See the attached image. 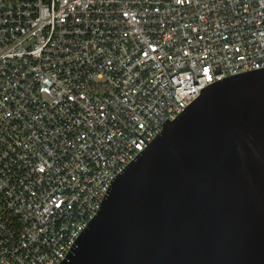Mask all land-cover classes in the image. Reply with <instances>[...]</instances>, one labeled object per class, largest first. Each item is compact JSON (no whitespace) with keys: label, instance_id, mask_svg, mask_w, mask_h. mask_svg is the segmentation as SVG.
Masks as SVG:
<instances>
[{"label":"built area","instance_id":"1","mask_svg":"<svg viewBox=\"0 0 264 264\" xmlns=\"http://www.w3.org/2000/svg\"><path fill=\"white\" fill-rule=\"evenodd\" d=\"M260 68L264 0H0V264H59L166 119Z\"/></svg>","mask_w":264,"mask_h":264},{"label":"water","instance_id":"2","mask_svg":"<svg viewBox=\"0 0 264 264\" xmlns=\"http://www.w3.org/2000/svg\"><path fill=\"white\" fill-rule=\"evenodd\" d=\"M59 264H264V68L166 119Z\"/></svg>","mask_w":264,"mask_h":264}]
</instances>
